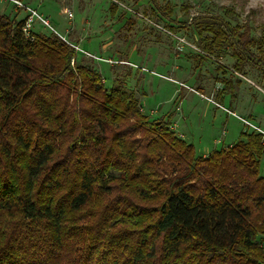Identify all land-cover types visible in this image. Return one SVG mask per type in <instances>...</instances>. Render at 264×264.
Masks as SVG:
<instances>
[{
	"label": "trees",
	"instance_id": "1",
	"mask_svg": "<svg viewBox=\"0 0 264 264\" xmlns=\"http://www.w3.org/2000/svg\"><path fill=\"white\" fill-rule=\"evenodd\" d=\"M151 1L166 28H189L204 53L264 74V35L255 42L249 25L179 19ZM6 3L16 9L0 11V264H264L263 134L243 118L252 131L198 154L172 127L179 103L150 116L125 78L107 88L78 42L34 24L27 34L28 13L20 19ZM204 53L193 55L200 67Z\"/></svg>",
	"mask_w": 264,
	"mask_h": 264
},
{
	"label": "rangeland",
	"instance_id": "2",
	"mask_svg": "<svg viewBox=\"0 0 264 264\" xmlns=\"http://www.w3.org/2000/svg\"><path fill=\"white\" fill-rule=\"evenodd\" d=\"M26 1L42 7L38 10L49 19L51 27L69 42H78L81 49L106 58V62H94L87 55L82 61L93 62L107 88L113 86L116 77L125 78L126 86L136 88L145 111L154 118L174 113L179 103L172 127L178 137L195 145L198 154L208 155L207 151L212 152L216 146L222 148L242 139L243 130L252 131L242 123L244 117L264 129V74L249 67L245 74L235 72L233 58L216 59L204 53L198 36L192 35L189 28L176 23H172L175 30L166 28L161 13H153L151 0ZM158 3L168 13L171 9L172 17L191 21L201 14L219 15L233 26L249 25L255 42L264 35V0H158ZM113 4L117 5L115 14H112ZM15 9L0 0L1 12ZM225 9L231 13H226ZM123 12L126 16L120 21L118 17ZM25 15L26 12L20 10L18 17ZM129 17L133 23L122 27ZM34 27L45 33L53 31L38 23H34ZM253 49L257 51L258 47L254 45ZM196 53H204L201 67L195 64L193 55ZM111 56L129 60L134 66L113 63L109 61ZM136 66L148 72L143 73ZM129 72L132 74L127 78ZM218 94L222 100H217ZM214 100L223 108H216ZM214 140H219L218 144ZM163 160L165 164L160 171L168 178L173 167L166 157ZM261 168L264 173V155ZM259 241L264 244L262 236Z\"/></svg>",
	"mask_w": 264,
	"mask_h": 264
},
{
	"label": "built area",
	"instance_id": "3",
	"mask_svg": "<svg viewBox=\"0 0 264 264\" xmlns=\"http://www.w3.org/2000/svg\"><path fill=\"white\" fill-rule=\"evenodd\" d=\"M3 1L12 2L18 9H22V10H24V11H26L28 13V18H27V20L25 22V26H24V31L27 34L30 33L29 31H30L32 25L36 21L41 22L43 25L52 28L48 18H46L44 15H42L36 8H34L31 5L25 3L24 1H22V0H3ZM69 14H70V16H72L71 12ZM52 30L55 31V29H53V28H52ZM63 39H65V37H63ZM179 39L181 40L180 37H179ZM76 48L82 50L79 46H76ZM85 53L88 56H93L89 52H85ZM109 61H112V60H109ZM112 62L114 63V61H112ZM243 121L245 122L246 125L253 127L258 132L262 133L263 136H264V129H262L261 127L256 126L255 124L251 123L249 120L243 119Z\"/></svg>",
	"mask_w": 264,
	"mask_h": 264
},
{
	"label": "crops",
	"instance_id": "4",
	"mask_svg": "<svg viewBox=\"0 0 264 264\" xmlns=\"http://www.w3.org/2000/svg\"><path fill=\"white\" fill-rule=\"evenodd\" d=\"M31 5H33V6H35L33 3H31ZM39 6V5H38ZM38 6H36L40 11H41V8L42 7H38ZM197 91L199 90L200 91V89L197 87V89H196ZM198 91V92H199ZM237 98V97H236ZM183 99H185V96L183 97ZM182 102H181V104L183 103V100H181ZM214 103V102H213ZM214 105L216 106V108H219V109H222V108H220V107H218L215 103H214ZM179 110V109H178ZM216 114H214V116H215ZM251 116H252V114H250ZM184 117V116H183ZM245 119H247L246 117H244ZM185 120V119H184ZM250 121V120H249ZM243 123V122H242ZM257 126H259V127H261L260 125H257ZM262 128V127H261ZM242 133V132H241ZM181 135H184V134H182L181 133ZM219 141V140H218ZM218 141H216V140H214V142L216 143V144H218ZM214 143V144H215ZM215 148V147H214ZM205 151H207V149L205 150ZM208 153H210L211 151L210 150H208L207 151ZM206 153L204 152V155H205Z\"/></svg>",
	"mask_w": 264,
	"mask_h": 264
}]
</instances>
